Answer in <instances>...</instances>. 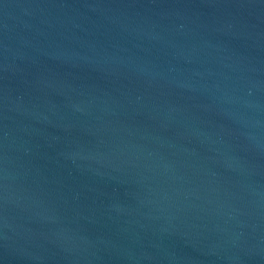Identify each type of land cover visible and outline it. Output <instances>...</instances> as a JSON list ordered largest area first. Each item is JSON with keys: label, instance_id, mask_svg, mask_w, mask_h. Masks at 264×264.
<instances>
[{"label": "water", "instance_id": "water-1", "mask_svg": "<svg viewBox=\"0 0 264 264\" xmlns=\"http://www.w3.org/2000/svg\"><path fill=\"white\" fill-rule=\"evenodd\" d=\"M0 264H264V0H0Z\"/></svg>", "mask_w": 264, "mask_h": 264}]
</instances>
